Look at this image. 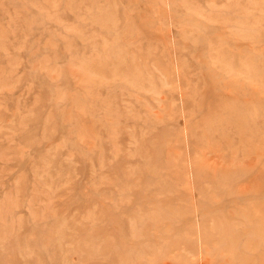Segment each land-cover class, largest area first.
Returning <instances> with one entry per match:
<instances>
[{"label":"rangeland","instance_id":"1","mask_svg":"<svg viewBox=\"0 0 264 264\" xmlns=\"http://www.w3.org/2000/svg\"><path fill=\"white\" fill-rule=\"evenodd\" d=\"M0 264H264V0H0Z\"/></svg>","mask_w":264,"mask_h":264}]
</instances>
